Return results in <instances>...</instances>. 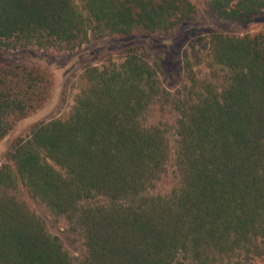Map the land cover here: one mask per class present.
Wrapping results in <instances>:
<instances>
[{
    "label": "trees",
    "instance_id": "obj_1",
    "mask_svg": "<svg viewBox=\"0 0 264 264\" xmlns=\"http://www.w3.org/2000/svg\"><path fill=\"white\" fill-rule=\"evenodd\" d=\"M209 8L246 23L264 15V0H209ZM195 15L189 0H0V45L75 50L90 33L169 35ZM204 48L211 80L196 78L205 57L191 46V87L175 102L179 185L150 193L171 147L167 128L142 119L165 90L131 50L110 71H87L89 85L65 118L11 146L0 166V264H249L264 256V30L213 33ZM44 84L25 65L0 69V140L45 98ZM20 187L81 232V259L7 195Z\"/></svg>",
    "mask_w": 264,
    "mask_h": 264
},
{
    "label": "rangeland",
    "instance_id": "obj_2",
    "mask_svg": "<svg viewBox=\"0 0 264 264\" xmlns=\"http://www.w3.org/2000/svg\"><path fill=\"white\" fill-rule=\"evenodd\" d=\"M195 7L192 21L178 26L173 33L163 35L134 34L98 38L90 33L89 40L75 50H41L36 47L7 49L0 45V69L25 65L45 76V98L25 117L16 119L11 132L0 140V166L7 163V153L19 140L29 138L36 125L57 118H65L82 90L88 87L87 71L92 68L109 70L124 62L131 50H138L158 71L165 90L149 108L142 119L144 127L160 126L168 132L171 160L165 173L150 191L154 196L168 195L179 185L175 163L176 138L174 125L177 119L175 102L187 93L191 82L184 71L185 54L196 45L201 51L202 65H194L196 78L210 81L214 72L208 65L209 37L213 33L229 36L253 35L264 30V15L246 23H232L219 18L209 8V0H189ZM211 60V59H210ZM197 60L194 61L196 64ZM4 189L0 187V196ZM7 195L17 197L32 213L43 219L50 233L58 236L74 259H81L85 252L84 239L63 217H56L43 204L34 201L24 187L11 190ZM249 264H264V256L254 257Z\"/></svg>",
    "mask_w": 264,
    "mask_h": 264
}]
</instances>
